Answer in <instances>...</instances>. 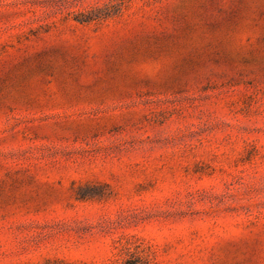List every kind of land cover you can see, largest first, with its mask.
Returning a JSON list of instances; mask_svg holds the SVG:
<instances>
[{
    "label": "rangeland",
    "instance_id": "1",
    "mask_svg": "<svg viewBox=\"0 0 264 264\" xmlns=\"http://www.w3.org/2000/svg\"><path fill=\"white\" fill-rule=\"evenodd\" d=\"M0 264H264V0H0Z\"/></svg>",
    "mask_w": 264,
    "mask_h": 264
}]
</instances>
